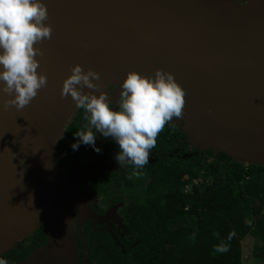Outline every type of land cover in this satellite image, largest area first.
Returning <instances> with one entry per match:
<instances>
[{
    "label": "water",
    "instance_id": "95a60500",
    "mask_svg": "<svg viewBox=\"0 0 264 264\" xmlns=\"http://www.w3.org/2000/svg\"><path fill=\"white\" fill-rule=\"evenodd\" d=\"M42 2L52 38L36 45L43 52L37 71L47 86L22 110L5 109L13 97L0 94V249L44 220L47 242L32 262L65 264L74 254L65 222L71 211L39 178L70 196L80 221L78 192L50 159L78 110L61 97L76 64L100 73L94 83L104 92L131 71L172 73L186 93L181 121L204 149L264 163V0Z\"/></svg>",
    "mask_w": 264,
    "mask_h": 264
},
{
    "label": "trees",
    "instance_id": "16d2710c",
    "mask_svg": "<svg viewBox=\"0 0 264 264\" xmlns=\"http://www.w3.org/2000/svg\"><path fill=\"white\" fill-rule=\"evenodd\" d=\"M151 151L157 159L143 167L148 182L142 194L105 201L107 207L120 204L126 233L117 240L88 235L93 258L99 264H243L242 241L252 235V254L264 264V204L258 216L255 208L264 197V166L228 159L223 152L211 159L208 149L185 156V135L171 121ZM123 174L103 178L123 184ZM103 178L92 183L93 190L103 187ZM221 243L227 252L215 251Z\"/></svg>",
    "mask_w": 264,
    "mask_h": 264
},
{
    "label": "clouds",
    "instance_id": "9594fccd",
    "mask_svg": "<svg viewBox=\"0 0 264 264\" xmlns=\"http://www.w3.org/2000/svg\"><path fill=\"white\" fill-rule=\"evenodd\" d=\"M47 20L48 10L42 0H0V94L13 97L3 101L5 109L14 106L22 110L47 86V76L37 71L40 67L37 57H42L43 52L36 47L52 38L51 25L45 24ZM100 79V73L91 68L84 71L82 65L76 64L63 81L61 97L70 96L77 108L88 114L85 118L91 125L86 131L75 133L79 140L72 148L78 150L81 143L94 147L95 133L99 132L118 144L115 158L120 166L130 163L142 169L149 162L159 133L174 118L184 115L185 90L172 73L163 69H156L154 76L131 71L121 84L118 110H113L102 85L94 83ZM85 87L99 95L84 93ZM234 235L231 233L229 240ZM228 250L224 243L215 248L219 253ZM0 264L7 261L0 259Z\"/></svg>",
    "mask_w": 264,
    "mask_h": 264
},
{
    "label": "flooded vegetation",
    "instance_id": "af4514ba",
    "mask_svg": "<svg viewBox=\"0 0 264 264\" xmlns=\"http://www.w3.org/2000/svg\"><path fill=\"white\" fill-rule=\"evenodd\" d=\"M109 89H113V86L109 87ZM117 88H115L112 92H106L108 94V98L111 100V104L110 106L113 108V110H118L116 109V103H118V100H114V95L116 94ZM96 95H99V93H95ZM86 115H88L85 110L83 109H79L77 110L72 122L66 126L64 135L62 136V138L60 137L57 140V143L55 145V149L53 150V152L57 149H61L62 150V155H61V159L58 162H54L56 163L60 168H62L65 173L68 175L67 172V166L70 163H73L77 158H83L85 156V152L86 149H91L90 151L93 153L94 155V159L93 162L95 165V170L97 172L96 175H94L93 179H91L88 182V188L90 189V192L94 195H98L97 197H99L100 193H106V189L107 186L109 184H114L115 187H121L123 184L120 183H115V180H110L107 181L105 180L103 177H106V175L109 174H117L119 172H124L123 175L121 176H125L124 178L130 177L132 175H135L134 173H142L145 174L146 176V180L148 182V174L146 172V170L144 168L142 169H136V170H128L129 167L134 168V165L130 164V163H126L123 166H120L116 160V155L119 152V146L118 144L113 140V138L111 137H107L105 138L102 133H100V136H97V133H95L96 135V140H95V146H91V145H84V144H80L78 150H73L72 145L74 143H77L79 138L75 135L76 132L78 131H86L88 130V128L91 127V125L89 124V120L86 119ZM76 122V123H75ZM72 124H74V126H72ZM70 126H72V128H70ZM93 131H95L94 128H92ZM86 148V149H85ZM94 148H99L100 151L96 152L94 150ZM198 151L197 150H192L187 146V153H185L184 155L189 156L192 155L193 153L196 154ZM114 155V158H112V155ZM170 154V153H168ZM216 154V153H215ZM154 155L153 151H150V156H149V162L147 164H150L152 162H154L157 157ZM49 168L50 165H48ZM52 170V169H51ZM127 170V172H125ZM52 172H54L52 170ZM59 175V174H57ZM48 177V176H47ZM45 177V178H47ZM100 178V180H98ZM103 178V187H99L96 190H93V187L91 186L92 183L94 184V182L97 184L98 181H101V179ZM96 180H98L96 182ZM121 180V178H120ZM51 182H54L51 180ZM105 182V183H104ZM147 182L145 183V186L147 184ZM100 183V182H98ZM55 184V183H54ZM68 184V183H67ZM95 184V185H96ZM50 185V184H49ZM56 185V184H55ZM57 186V185H56ZM144 186V189H145ZM64 193V192H63ZM66 198L69 199L70 205L72 207L71 210V214L73 217V227L74 229H72V222L70 216H68V210L67 213H65V222L68 223L67 225V235L69 236L70 240H71V246L74 250V254L68 258V262L65 264H99L96 259L93 258L92 254L90 253V248L86 245V237L92 233H104V234H108L113 240H117L118 237H123V235L126 233L124 225H123V233H113L111 230H109L107 227H97L96 229H91V226L87 225V223H85V215L83 213V207L81 208V206L79 207V209L81 210V222L78 221V216L76 213V208L74 203L72 202V199L70 198V196H68L67 194H65ZM119 196H122L124 199L126 197H128L129 195L132 194H128V195H122V194H116ZM133 195H137V194H133ZM114 196V195H113ZM112 197V196H110ZM109 198V197H108ZM107 198V199H108ZM77 199L81 202V204L83 205V200L82 198H80V195L77 194ZM106 199V200H107ZM104 199L103 201V207L102 205H99L101 207L96 208L97 213L100 215H103L105 213V211L109 214V211L112 207L118 205V208L120 206V204H115V205H111L109 207L106 206L107 203H105L106 201ZM59 203H63L62 205H66L65 200L61 197L59 198ZM58 204V201H57ZM73 211V213H72ZM119 214V211H117ZM120 216V214H119ZM121 217V216H120ZM75 221V222H74ZM122 222V220H121ZM80 223V224H79ZM27 223L25 222L24 225H26ZM71 225V226H70ZM45 228H46V222L44 221V226L43 227H37L36 229L32 230V232H30L27 235H24L23 237H21L19 239V241L14 240L9 246L0 249V259H4L7 261V264H34L32 262V255L33 253L40 247H42L46 242H47V236L45 234ZM115 232V231H114Z\"/></svg>",
    "mask_w": 264,
    "mask_h": 264
},
{
    "label": "rangeland",
    "instance_id": "374dc122",
    "mask_svg": "<svg viewBox=\"0 0 264 264\" xmlns=\"http://www.w3.org/2000/svg\"><path fill=\"white\" fill-rule=\"evenodd\" d=\"M123 81H121L118 84H114L111 85V87L113 86V89H108L106 90L107 92H112L115 88H117V90L115 91L116 94L114 95V100H118L119 99V93L121 91V84ZM89 92H93V91H89ZM92 94H95L94 92ZM116 109H118V103H116ZM174 125H177L179 127V129L182 131V133H184L185 135V140L187 141V146L192 149V150H204V147L202 146V144L198 143V141L196 139H194L193 136H191L188 132L187 129L185 127V124L183 121H181V117L180 118H174L171 121ZM97 136H100V133H97ZM86 149V148H85ZM91 149H86L85 152V156L83 158H77L73 163H70L67 166V172L69 175V179L66 180L68 185L72 188V189H76L78 194L80 195V198H82L83 200V213L85 215V223H87V225L91 226V229H96L97 227H107L109 230H111L113 233L119 234V233H123V225L121 222V217L118 214V205L112 207L109 211V214L105 211V213L103 215H100L97 213L96 208H99L102 205L103 207V201L104 199L106 200L108 197L116 195V194H122V195H128V194H137L140 195L142 194V191L144 190V186L145 183L147 182L146 180V176L145 174H135L132 175L130 177L125 178L124 183L121 187H115L114 184H109L107 186V191L106 193H100L99 197H97L96 195L92 194L90 192V189L88 188V182L93 179L94 175L97 174L96 170H95V165L93 162L94 159V155L93 153L90 151ZM208 150H211L210 148ZM212 152V150H211ZM61 155H62V150L61 149H57L55 150L50 159L52 162H58L61 159ZM112 155V158H114V155ZM215 155V153H211L210 158L212 159L213 156ZM227 156L228 159H232L235 160V158H233L232 156H229L227 154H225ZM245 164H257V163H251L248 160L246 161H241ZM258 165H263L264 163H259ZM30 174V173H29ZM45 180V183L43 182ZM39 181L41 182V184L44 187L49 188V184L52 185V189H50L51 191H53L54 193H56V195H58L60 198L62 197L65 202H66V208L69 209L70 211L72 210V207L70 205L69 199L66 198L65 193H63V191L56 185H54V183H52L48 178H39ZM54 186V188H53ZM264 204V197H261L260 199H258L257 201H255V208L257 210L256 216H258V214H260L261 212V206ZM73 213V211H72ZM74 214V213H73ZM72 222V229H74L73 227V217L71 212L69 213V215ZM75 222V221H74ZM44 226V220H40L39 222L35 223V225L32 227V229L30 230L32 232V230L36 229L37 227H43ZM115 231V232H114ZM16 241H19V239H17ZM255 244V238L254 236H250L248 235L247 237H245L242 241V252H243V264H262V261H256V259L254 258L253 254H252V248L253 245Z\"/></svg>",
    "mask_w": 264,
    "mask_h": 264
},
{
    "label": "bare ground",
    "instance_id": "6f19581e",
    "mask_svg": "<svg viewBox=\"0 0 264 264\" xmlns=\"http://www.w3.org/2000/svg\"><path fill=\"white\" fill-rule=\"evenodd\" d=\"M62 206H63V205H62L61 203H59L58 207H62ZM58 207H57V208H58ZM29 214H31V211H29L27 215H29ZM21 223H22V222H21ZM24 223H25V221H24ZM1 245H2V244H1ZM3 245H4V244H3Z\"/></svg>",
    "mask_w": 264,
    "mask_h": 264
}]
</instances>
